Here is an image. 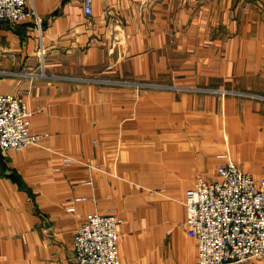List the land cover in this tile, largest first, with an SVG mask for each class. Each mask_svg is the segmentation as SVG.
<instances>
[{"label":"crops","instance_id":"0c3cea01","mask_svg":"<svg viewBox=\"0 0 264 264\" xmlns=\"http://www.w3.org/2000/svg\"><path fill=\"white\" fill-rule=\"evenodd\" d=\"M29 1L40 26L0 21V92L41 139L0 149V264H77L95 213L123 216L122 264H196L187 190L264 168V0Z\"/></svg>","mask_w":264,"mask_h":264},{"label":"built area","instance_id":"2783aa9c","mask_svg":"<svg viewBox=\"0 0 264 264\" xmlns=\"http://www.w3.org/2000/svg\"><path fill=\"white\" fill-rule=\"evenodd\" d=\"M79 1L87 16L93 0ZM29 0H0V21L41 18ZM27 102L10 92H0V149H22L40 141L30 130ZM212 180L199 177L186 192L188 233L196 239V264H244L264 257V168L257 179L232 160L221 161ZM119 214L95 213L82 220L73 236L77 264H122L119 254Z\"/></svg>","mask_w":264,"mask_h":264},{"label":"rangeland","instance_id":"374dc122","mask_svg":"<svg viewBox=\"0 0 264 264\" xmlns=\"http://www.w3.org/2000/svg\"><path fill=\"white\" fill-rule=\"evenodd\" d=\"M230 160H232V159H230ZM232 161H234V160H232ZM235 162V161H234ZM236 163V162H235ZM238 165V164H237ZM239 166V165H238ZM241 169V168H240ZM197 252H198V248H197ZM75 253V252H74ZM260 258H264V257H260ZM252 259V258H251ZM197 263V262H196Z\"/></svg>","mask_w":264,"mask_h":264}]
</instances>
